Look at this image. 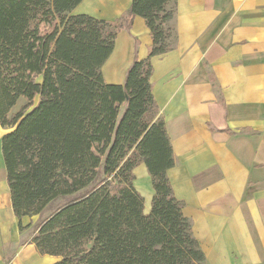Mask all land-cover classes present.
I'll use <instances>...</instances> for the list:
<instances>
[{"label": "trees", "instance_id": "obj_1", "mask_svg": "<svg viewBox=\"0 0 264 264\" xmlns=\"http://www.w3.org/2000/svg\"><path fill=\"white\" fill-rule=\"evenodd\" d=\"M82 1L0 0V125L13 128L2 153L19 229L64 199L31 239L53 264H203L167 175L173 148L152 93L151 57L172 49L171 0H133L115 21L72 14ZM136 16L152 35L149 56L135 57L123 84L108 83L102 67ZM141 163L150 212L134 185Z\"/></svg>", "mask_w": 264, "mask_h": 264}, {"label": "crops", "instance_id": "obj_2", "mask_svg": "<svg viewBox=\"0 0 264 264\" xmlns=\"http://www.w3.org/2000/svg\"><path fill=\"white\" fill-rule=\"evenodd\" d=\"M132 1L83 0L72 14L121 20ZM169 8L172 49L151 57V83L173 148L167 175L174 196L203 264H264V0H171ZM152 43L145 19L134 17L102 67L106 82L123 84ZM12 130L0 125V264H53L59 258L31 242L35 232L22 240L41 215L23 217L31 226L20 231L12 208L2 153ZM134 173L141 194L147 185L150 212L151 175L144 163Z\"/></svg>", "mask_w": 264, "mask_h": 264}, {"label": "rangeland", "instance_id": "obj_3", "mask_svg": "<svg viewBox=\"0 0 264 264\" xmlns=\"http://www.w3.org/2000/svg\"><path fill=\"white\" fill-rule=\"evenodd\" d=\"M36 102H37V100H36ZM24 103H25V100L23 98H21L18 101L17 105L12 110V114L11 115L15 114L21 108V106ZM146 188H147V185H142V189L144 190V194L143 193L142 194L144 195V198H145V206L147 205V202L149 201V199H148V191L146 190ZM63 201H64V199H58V200L54 201L53 203H51L49 205V207L47 208V210L45 211V213L41 215L40 219L33 226H31V228L26 232V234L23 236L22 240L26 241L28 239V236H30L31 234H33L36 231L40 221H42L49 214L53 213L54 210L57 209V207L60 206L63 203Z\"/></svg>", "mask_w": 264, "mask_h": 264}]
</instances>
